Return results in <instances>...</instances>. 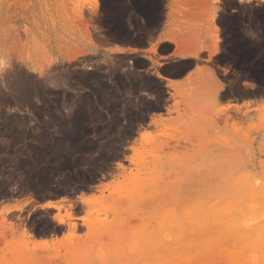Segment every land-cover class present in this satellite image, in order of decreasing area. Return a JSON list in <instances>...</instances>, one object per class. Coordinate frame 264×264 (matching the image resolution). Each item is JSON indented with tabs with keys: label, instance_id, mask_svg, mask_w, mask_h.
I'll return each instance as SVG.
<instances>
[{
	"label": "rangeland",
	"instance_id": "374dc122",
	"mask_svg": "<svg viewBox=\"0 0 264 264\" xmlns=\"http://www.w3.org/2000/svg\"><path fill=\"white\" fill-rule=\"evenodd\" d=\"M105 1L0 0V80L44 82L31 97L0 83V117L14 115L0 128V264L156 263L174 240L163 213L213 205L243 174L264 182V0ZM77 19L133 47L163 30L201 65L166 92L134 56L88 53ZM43 134L57 136L47 155ZM46 198L57 206L39 208ZM67 211L72 219H55Z\"/></svg>",
	"mask_w": 264,
	"mask_h": 264
},
{
	"label": "bare ground",
	"instance_id": "6f19581e",
	"mask_svg": "<svg viewBox=\"0 0 264 264\" xmlns=\"http://www.w3.org/2000/svg\"><path fill=\"white\" fill-rule=\"evenodd\" d=\"M104 3L107 4L105 0ZM169 16L170 14L167 13L166 22H168ZM99 41L101 42V40ZM95 50L96 47H92V51ZM135 70L137 71V68H135ZM156 74L158 77L168 80L170 87L176 88L178 86V83H175L170 77L165 76L161 71H157ZM21 77H22L21 75H15L13 79H10L11 78L10 76H8V79L4 77L5 79H1L0 83H8L7 86L9 88L10 87L13 89L15 88V90H19V91L22 90L23 93L26 94L25 96L27 97L29 96L31 97L32 95V94L30 95V90L33 87V83H44L42 81L33 82L32 80L22 79ZM131 79H133V77H131ZM139 79H141L140 82L146 81L145 78H139ZM88 80H89V75H87V81ZM136 82H138V74L137 76L135 75V83ZM37 88H39V85ZM41 88L42 85L40 84V90ZM5 89H6L5 86L0 84V99H1L0 102L2 101L4 102L8 100ZM63 94L61 95V97H63ZM55 96H57L58 98L60 96V93L53 95V97ZM57 98L52 100L51 105L52 104L55 106L57 105V103L59 102ZM65 100L69 101V99L67 98ZM48 105H50V103ZM6 113L5 116H3L2 118L0 117V128H2V130L3 127H5L8 124L9 122L8 120L12 118L11 116H14V115H10V113L12 112H8L7 115ZM157 120L158 118L154 119L152 122L156 123ZM58 127H60L59 123H58ZM54 134H51V136H47L49 135L47 133V135L43 134L40 137L41 143L39 144V147L41 152L44 153L45 155L48 154L47 152L49 150L47 151V149L48 148L50 149L52 145H55L54 144L55 142L53 143L51 141L55 136ZM56 137L57 136H55V138ZM58 138H60V136H58ZM26 143L27 142H25V144ZM57 145L60 144L58 143ZM4 146L5 148L8 149L9 143H4ZM0 147H3V145L1 144ZM119 166H122V164L119 163ZM41 167L42 165L38 166L39 179H41L44 176H47L46 173L44 174L42 173L43 167L42 168ZM240 175L242 174L240 173ZM9 177L10 176L8 177L6 176L5 179L1 178L2 179L1 181L2 182L6 181L7 183H9L11 180V178ZM237 179L238 180L235 179L234 183L232 180L233 187L231 188L230 192L219 198V200H217L213 205L206 202V201H210L208 198L207 200L200 201L199 204H197L196 206L192 208H188V210L182 211L181 215H177V212L163 213L162 217H160V220L163 226H165V224L171 225L170 229L172 230L169 233L170 236L174 239L172 243L173 245L171 248V253L169 254L168 258L166 259L160 258V260L152 264H264V182L260 183L259 180L257 182V179L256 181L252 180L248 175L244 176V174L241 177L239 176V178ZM82 199L84 201H87L90 200V197L88 198L83 197ZM99 202L103 203L105 201L103 199H99ZM37 206H39V208L40 207L44 208V207L57 206V205H56V200H53L52 198H46L44 201L39 202ZM0 211L5 212L4 210H0ZM2 212L0 214H2ZM72 217L74 216H72V214L68 211L65 214L57 213L55 215V219H58L59 222L62 223L66 221V218L72 219ZM5 219L3 220L5 221ZM6 221H8V219ZM67 223L68 225L71 226V224L68 221ZM1 226L4 228L2 231V235H5L8 232V230L11 229V228L7 229V225H5L4 223H2ZM23 233L25 237H28L29 233L25 229L23 230ZM149 233L152 234V231ZM160 233L156 232L152 235H148L144 233L138 235L137 238L138 240L141 237H142L141 239H145L147 238L148 235L149 239L155 242L158 240L159 236H161ZM125 246L130 249L134 248L138 253L139 251H141L142 245H140V250L137 249L136 247L137 245L135 246L131 241L128 242L127 245ZM113 250L114 249H112L109 253L104 255L103 258H105L106 256H111ZM119 251L124 252L126 250L119 249Z\"/></svg>",
	"mask_w": 264,
	"mask_h": 264
},
{
	"label": "crops",
	"instance_id": "0c3cea01",
	"mask_svg": "<svg viewBox=\"0 0 264 264\" xmlns=\"http://www.w3.org/2000/svg\"><path fill=\"white\" fill-rule=\"evenodd\" d=\"M86 11L90 12L91 10ZM167 13H169V11L166 12V19ZM74 23L78 30L84 34L86 39H92L93 43L90 41V44H92L91 47H96L95 51H90L88 53H106V55L114 57H123L126 55L134 56L139 63L136 65L137 71L143 74L149 73L155 79L162 82L165 86V91L169 93H172L169 81L158 77L156 74L157 71L161 70L165 76L170 77L175 83L181 84L187 83L192 79L198 70V65H201H197V58L193 54L186 53L176 41L168 37L162 38L163 30H160L156 34L154 40L147 42L145 45L133 47L129 46V44L109 41L107 38L97 33L96 27H89V31H87L86 24L80 19H77ZM166 30L168 32V29ZM99 40H101V42ZM154 47H159V53L154 51ZM161 56L166 57V59L161 58ZM173 61H177L179 64L185 66V70L180 76H171L170 74L171 69L169 65ZM150 118L153 121L157 119L158 116L152 115Z\"/></svg>",
	"mask_w": 264,
	"mask_h": 264
},
{
	"label": "water",
	"instance_id": "95a60500",
	"mask_svg": "<svg viewBox=\"0 0 264 264\" xmlns=\"http://www.w3.org/2000/svg\"><path fill=\"white\" fill-rule=\"evenodd\" d=\"M135 45V44H134Z\"/></svg>",
	"mask_w": 264,
	"mask_h": 264
}]
</instances>
